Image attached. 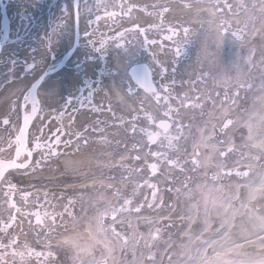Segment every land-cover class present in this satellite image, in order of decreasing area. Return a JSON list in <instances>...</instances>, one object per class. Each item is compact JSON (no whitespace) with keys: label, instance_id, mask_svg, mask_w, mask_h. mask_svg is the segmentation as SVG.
Wrapping results in <instances>:
<instances>
[{"label":"bare ground","instance_id":"obj_1","mask_svg":"<svg viewBox=\"0 0 264 264\" xmlns=\"http://www.w3.org/2000/svg\"><path fill=\"white\" fill-rule=\"evenodd\" d=\"M157 1L158 3H164L169 0H155L154 3L157 4ZM178 1H186L189 3L190 0H175L173 3L171 2L173 11H171L169 14L172 13L175 15L174 17L179 18L184 15L198 14V12H194L196 8H186V10H181V6L177 3ZM146 3L149 5L153 4L151 0H139L134 2L136 7L142 9V11L137 14L136 18V20L142 23H145L147 21L146 18L148 15L152 13V11L147 8ZM5 4V14L6 12L10 13L12 9H18L22 11L25 16L32 19L31 24L33 28H35V31L23 29L20 30L16 28L15 25L16 30L21 35H19L18 38L13 41L8 40L3 45V50L0 53V117L7 116L9 113H11V105H13L17 99L20 100L22 111H26L28 109L27 106L30 108L29 102L25 106L23 95H26L27 91L25 90L23 95L21 94V90L24 89V84L20 83V81L25 80V78L26 81H33L41 72L40 66H35L33 70L30 71L29 75L27 74V71L31 69L34 63L36 64L39 60L45 58L47 50H49L50 47L54 48L59 46L56 43H53L49 46V40L47 36L48 34L45 35L44 31L42 33L41 28L38 27V24L43 23V29L46 31V33L48 32V26L50 24L49 21H51V0H45L46 7L41 14H39V11H37L32 5V0H6ZM174 4L179 6H175ZM31 7L33 9H31ZM97 16H99L101 19L105 16V14L100 13ZM43 35L45 40L41 43L40 38ZM205 36L207 38L209 37L208 35ZM198 41L200 42L201 40ZM225 41L228 42H225L228 48L226 49L224 55V46L222 47L221 45L215 49V53L217 54V60L222 59V56H224L223 63L225 67V73H228L230 71V67L233 65L232 62H236L241 53L237 54L235 47H233L229 39ZM216 43L208 41L205 45L206 48H208L213 47V45ZM198 44H196V48H199ZM205 45L203 47H205ZM206 48H201V50L203 49L205 51ZM203 53L205 57H207V53ZM31 58H34V60H31ZM56 60L49 63L48 65L52 67ZM115 61V63H117L120 68L122 64L121 59H117ZM150 61L152 64L156 63V65H159V63L153 60V56L150 58ZM90 66L86 68V72L89 75H94V70ZM8 70L11 71V73L10 77L6 79L4 74ZM262 73H264V69L262 70ZM120 74H123V72L118 70L117 74L108 78V80H104L102 83V96L105 98H109L111 96L115 97L117 99L118 105L121 104L122 101L126 100L127 97V93L123 90L122 75ZM49 80L54 81V76H47L38 90V97L44 100L45 110L43 112L46 115L44 116L45 121L38 124L39 121L36 120V117L34 116L30 125V130L35 131L38 129L41 130L43 127L47 128V124L51 126L53 124V110L61 105L59 96L62 92L63 85L60 87L61 90H58L55 86L47 88L45 87V83H47ZM65 81L66 87H75L74 85L77 81V78L75 74L69 71L66 73ZM258 86L253 92L249 93L246 98H253L254 93L258 92ZM49 91L55 93V98L44 97L43 93ZM256 97L260 100L259 96ZM242 103L243 100H241L239 105L241 106ZM228 109L229 113L227 117L231 119V116L234 114V109L229 106ZM256 113H264V101H262L260 106L258 105L255 110L247 112L242 117H232L233 124L226 129L229 142L235 140L237 135H243L246 137V139L248 138L250 142L262 147L261 141H264V123H260L257 120L255 115ZM250 114H252V139H249L250 131L246 124V121L249 120ZM222 115L221 109H214L212 116L213 122L220 121ZM69 116L70 115L64 116V118L62 117V120L66 124L69 119L72 120V117ZM75 119L76 120L74 121L72 127L74 125L79 126L83 123H95L94 115L86 109L79 110ZM8 141L9 143H16L17 139L11 135ZM212 141L213 138L208 139V146L213 145ZM198 145L203 152L208 150V148L204 146V143L200 142ZM235 148L237 151H235L234 154L237 153L239 155L240 161L251 163L252 156L250 154H245L239 146ZM262 148L264 149V147ZM1 149L6 150V148ZM11 153L12 152H9V154H7L6 152L1 151L0 157H9L11 156ZM24 156L25 155L22 153L19 158H23ZM87 157H89L91 160L93 158L92 152H90V154L79 153L75 155V165H82L81 160L86 159ZM230 159L234 160L233 156H231ZM206 161L209 162L208 160ZM240 169L242 171H246L248 174L246 176H236L235 174L232 176H222V178L217 182H213L211 179L214 174L200 176L201 182L197 185H194V188L191 189L190 196H184V199H182L184 203L183 209L188 213V217L190 216V219L187 218L188 221L187 219L185 221L181 218L175 219L179 224L183 225L182 229L185 231L181 236H179L182 245L186 247L185 252H183L184 250L182 248V257L175 256V258L171 259L170 261H166L164 257L162 262H160L159 259H156L150 264H218L217 257L220 258L219 264H226L228 261H231L232 264H262V262H264V227L261 226V218H264V187L261 186V181L263 178L259 177L260 171L258 170L253 172V170L249 167ZM53 175V169L50 168L42 173H33L32 175L28 176V180H33L37 184L35 189L38 192L47 193L52 191L53 188H56V186L51 184L54 181L52 179ZM85 181L86 180H83V183ZM210 182H212V184ZM69 186L74 187L76 185ZM165 196L166 195H164V197ZM202 196L207 197L209 201L207 209H205L203 205ZM213 200L216 202L215 204L212 203ZM157 204H159L160 207L153 206V208L156 210H163L167 208V204L164 205L163 200ZM221 204H231L235 206V208L239 209V211L235 214L226 212L225 209L220 206ZM241 204L245 205L246 207L241 208ZM190 206L194 207H192L191 211L189 212ZM177 209H179L178 204ZM88 221L91 222L89 219ZM122 221L119 220V224H123L121 223ZM169 222L164 221L163 219L159 220V223L161 224ZM219 225L220 228L216 230ZM37 232L39 233V237L36 238V240L41 241L39 239L41 237L40 229L37 228ZM171 234L172 233L170 232H166L164 236H171ZM173 236H175L174 233ZM69 237L75 238L80 245L91 243L88 236L84 235L82 231L76 228H74L72 232L63 231L62 234H60L58 240L63 241ZM25 238L30 239L29 233ZM158 244L165 248L164 239L158 240ZM36 245L38 247L41 246L39 242ZM112 249L113 251L109 257L108 264H144L137 256L131 257L129 255V257H126L129 253L126 247L117 249V257L115 256L117 250L115 248ZM175 250L176 247L171 245L166 249L165 253L167 254L169 252H174ZM91 255L95 256L98 260L102 258V253H100V251H98L96 248L92 249ZM81 256L82 261H84L85 264H90V258L88 255L82 253ZM59 258H61V255H59Z\"/></svg>","mask_w":264,"mask_h":264},{"label":"snow or ice","instance_id":"obj_2","mask_svg":"<svg viewBox=\"0 0 264 264\" xmlns=\"http://www.w3.org/2000/svg\"><path fill=\"white\" fill-rule=\"evenodd\" d=\"M204 3L207 4V7L205 8H199L197 9L198 14L199 13H206L209 19L207 21H200L201 26L203 27L205 24H207L208 28H214L215 29V35L218 44H221L225 38L231 37L232 40L235 43H239L241 46H243L246 42V38L249 35H252L255 33V24L254 21L259 19L260 21H264V0H252L251 7L248 6V4L245 2V0H203ZM113 7H116L117 5L114 3L112 5ZM121 7L122 12L124 15H129L135 5H125L123 3H120L119 5ZM189 7L191 5H188ZM153 12L151 15H158L160 17V23H149L147 27L142 26L140 23L134 22L132 29H125L124 32H120L117 34L116 37H112L111 39H120L123 38L125 32L134 31L137 34H147L152 29H156L157 31L162 30L164 26V14L168 12V8L164 5H153ZM258 7V14L256 12V9ZM77 8V19H79L80 13H79V0H77L76 4ZM106 15L109 16H116V12H110L106 13ZM241 15L244 16V19L241 21L238 19ZM96 20L99 21L100 17L97 16ZM183 31L184 34V42L187 43L188 36L191 31V29L187 27L181 26H175L169 24L168 26V32L171 33V35H168L166 39L171 40L173 36H178L180 31ZM85 35H91L85 30ZM89 43L95 44V41L89 40ZM107 43L105 39L101 40V47L97 48V51H102L104 48V45ZM144 44H156L157 41L155 40H149L147 35H144ZM179 43V41H177ZM50 46V43H49ZM254 49L249 48L248 55L244 57V60L248 65H253L254 61L252 59ZM180 54L179 48H177L176 55ZM153 60L157 63H160V68L156 72L157 75H160L164 77L165 73L168 72V68L164 66L163 63L156 60L155 54H153ZM261 64L264 65V57H262ZM34 67V66H32ZM172 72L175 73V68L172 69ZM207 73H201L199 76H197V80H202L205 76H207ZM166 78V77H165ZM20 83L24 84V89L21 90V94L23 95L24 91H27L26 95H23V99L25 101V106L29 101L32 103L31 113L25 112L23 115V127L20 128V133L17 136V141L19 142V147L16 149V156L19 158L21 153L25 151L24 144H25V137L26 133L29 128V123L32 120L33 116L37 112L36 107V88L33 87L32 81H26L21 80ZM171 83L174 84L175 80L172 79ZM193 85L196 84V81H190ZM220 83L224 86V99L220 100V92L215 90V85L217 84V81L215 78L213 79V89L212 90H205L207 89V84L205 83V89L195 88V92L197 93L195 96H192L188 93H184L182 96L179 97H173L170 92V85L169 84H161L160 88L163 89L164 95L161 96V93L157 91L156 87L153 85L151 80V73L147 71L144 76L137 80L136 84L139 85L141 88L145 89L147 92H151L156 100L157 107H163L165 110L163 112L164 117H167V119H157L155 116L151 114H147L148 121L151 124H155L157 126V131H151L149 129L145 128H139V132L144 133V135L147 137V143L148 145H158L162 149H166L165 151H149L147 155H150L153 157L156 161H163L169 166V170L172 169H178L181 173H184L185 171H192L196 172L200 169L201 160H200V152H199V145L196 143H193L192 145V152L188 153L187 149L184 148L185 155L184 156H173L170 155V153H176L181 151L182 148V141L184 143H187V140L189 136L191 135V125H184L180 119H178L180 115V108H189L191 107L193 110L200 109L203 104H205L207 101H211L213 108L216 107V105L219 103L221 105L227 104V106L234 108L238 101L241 98V92H252L253 89L257 88V85L253 81V78L249 75L246 77H242L241 75H237L235 77V80L231 79H225L223 81H220ZM231 86V87H229ZM235 89L233 91L232 89ZM131 87H129L128 91L131 92ZM258 92H259V98L261 101H264V73H262L261 80L258 86ZM44 97L46 98H55V93L52 91L43 93ZM119 95V94H118ZM173 99H176L178 101L179 107L173 108V105L171 101ZM71 99H68L64 101L65 104H71ZM162 102V103H161ZM175 113V115H173ZM257 120L260 123H264V113H256ZM135 120L136 118L133 117ZM251 121H252V114L249 116V120L246 121L247 126L249 127L250 135L249 139H252L251 137ZM4 124L9 123V119L5 117ZM233 124V121L227 117L225 114V119L222 123V126L220 128V131L223 132L225 129H227L230 125ZM215 125H213V130L215 129ZM187 129V131H186ZM133 133L137 132V127L134 124L132 128ZM215 135L214 131L212 133ZM60 140L59 137L56 138L55 143L59 144ZM166 142V143H165ZM201 142L204 143L205 146H208V138L204 135H201ZM65 143H69L68 141H65ZM224 145L228 144L226 140H216L215 143L212 145L213 147H216L217 149V155L221 158H226L229 153L237 151V149L229 144L227 150H223L222 148H218L217 145ZM261 146L264 147V141H261ZM35 147L37 149L41 148V145L39 142L36 143ZM136 147V146H134ZM49 154L55 155V149L51 148L49 146ZM32 152L28 151V156L31 157ZM211 158V156H210ZM43 159V157H42ZM136 159H140V157H136ZM30 162V161H29ZM29 162L25 163H17L16 160H9L4 161L0 160V178L4 176V173L7 169H26L28 167ZM37 165L41 163V161L36 162ZM191 163L192 168L188 169L187 165ZM69 166H71V162H69ZM148 167L151 170V173L155 175L159 168L160 164L157 162H153L148 165ZM235 174L236 176H246L248 173L246 171H242L240 168H229L224 165L220 166V170L214 174L211 179L213 182H217L220 180L222 176H232ZM191 180V177L186 178L185 182L183 183L182 187L184 189L185 196H190L191 189L189 188V181ZM144 186L151 189V195H152V201L149 203V207H160L159 204H156V200L158 198V188L157 185L154 183H151L149 180L144 181ZM261 186L264 187V179L261 181ZM9 187L14 188V185H9ZM142 186L140 184L136 185L137 189H140ZM177 193L181 192L180 188L175 189ZM28 192H23L22 197L24 203H21L19 207H17V204L15 201H10V207L15 209L16 212H20L21 208H27V200L29 197ZM117 197H119L120 193L117 191L116 193ZM147 199V198H145ZM202 202L207 209L208 206V199L205 196H202ZM162 203V202H161ZM213 204L216 202L213 200ZM132 200L130 199H124L123 204L120 205L119 208L115 206H110L108 208H105L104 210L100 211L98 210L97 215L94 218V222H89L85 215H81L78 219L73 216L72 212L65 207L64 213H67L69 217L72 218V222L74 225L81 226L83 228V234L87 235L89 240L91 241L90 244L86 245H80L75 238H66L63 241L58 242V247H63L67 245L71 250L75 252V255H73L72 259L75 262L76 260L82 261L81 254L88 255L90 258V264H108L109 257L111 256V245L110 241L115 238L117 240L123 241L125 244L129 242L130 239H132V236L128 235L127 233L118 232L116 228L113 226L117 222V213L118 212H130ZM225 209L226 212H231L235 214L239 211V209L235 208V206L231 204L227 205H220ZM143 207V205L138 206L135 211L139 212L140 208ZM172 207V206H169ZM194 206L189 207V212L191 211V208ZM246 207L245 205L241 204V208ZM64 213H61L60 215L63 216ZM26 215H31L27 212H25ZM35 219L37 224H45L50 230L53 229V226L56 223V215L55 214H49L47 211L43 213V217L48 218L47 220L42 218L41 212L36 211L34 213ZM111 216L112 218V225H109L107 228L105 227V218ZM183 218V217H182ZM190 219V216L188 217ZM16 217L15 215H11L9 217L8 222H2L0 221V231H3L5 233H8L9 229L12 227L13 223L15 222ZM151 222V221H150ZM123 223V221L121 222ZM261 226L264 227V218H261ZM160 229L156 228L153 233H151L152 239H157L159 237ZM18 243L17 238L13 237L10 238L8 243L5 244L3 242H0V249L3 251H0V264H16L15 258L19 256L21 258V264H24L25 257L35 255L37 258L40 256H45L46 258L52 257L53 252L48 251L46 253L42 252H35L34 249L27 248V245H25V252H18L16 250V244ZM48 247L51 248V244H48ZM94 247H99L101 249L102 258L100 260L96 259L95 256L91 255L92 249ZM11 249V251H9ZM11 256L13 257L12 260H8L7 257ZM151 258V257H150ZM218 264L220 262V258L217 257ZM226 264H232L231 261L226 262ZM264 264V262H262Z\"/></svg>","mask_w":264,"mask_h":264},{"label":"rangeland","instance_id":"obj_3","mask_svg":"<svg viewBox=\"0 0 264 264\" xmlns=\"http://www.w3.org/2000/svg\"><path fill=\"white\" fill-rule=\"evenodd\" d=\"M89 1L90 0H83V2L81 3L80 13H81V18H82V21H83L82 23H83V28L84 29H83V34H82V39L83 40L81 41V50H80V54L78 56L77 61L81 60L83 54L88 55L87 50L84 48V47L88 46L85 43L86 39L88 38V36L85 35V30L87 32L96 31V33H98V32H101V33L102 32H107V30H111L113 32V31L118 30L120 27H122L123 24L126 21H129V23L134 22L135 14L140 12L139 10H136V9L133 8L129 15H124V13L121 10V11L117 12V16L114 19V22H108V20H107V21H105V23H103V22H92L91 23L89 21V18H88V16H89L88 14L89 13L87 12V6L89 4ZM112 1H116L117 4L123 3V4L127 5L128 2H134L136 0H112ZM174 1L175 0H169V1H167V3L166 2L165 3H161V4L158 3L157 5H166V4H168V2H172L173 3ZM230 2H231V0H230ZM245 2L248 4L249 7H251L252 0H245ZM32 3L35 5L36 9H41L42 8V3L39 0H33ZM177 3L181 6V10L182 9H186V8L194 9L197 5H199L200 7H201V5H204L203 0H193V1L190 0L189 3H187L186 1H178ZM92 5H94L93 4V0L91 2V7L90 8L94 7ZM174 5L175 6H179L177 4H174ZM188 5H191V6L189 7ZM149 7L151 9L153 8L151 5H149ZM113 8L116 9L117 6L113 7ZM66 9H67V11L63 12V14L68 19H70V14H69V11H68V9H69L68 4H67V8ZM171 10H172L171 8H168V13ZM194 12H197V10H194ZM256 12L258 14V7L256 9ZM21 13H23V12L19 11L17 9L12 12L11 19H9V21H8V28L7 29H6V26H5V22H3V20H0V27H1L0 28V40L6 41L7 39L14 40V39L18 38V36L20 34L16 30V28H19L20 30H22V29H25V30L27 29L28 30L30 28H31L30 30H34L35 29V28L32 27L31 24H29V26L25 25L26 22L22 20V18L24 19L25 16L22 15ZM57 13H58V9H57ZM168 13L164 14L165 15L164 18H167L168 21H164V26H163L162 30L157 31L155 29H152V30H150V32L153 31L154 34L156 33V36L158 38L164 39L163 36H161V33H165V31H168L169 24L175 25V26H181L182 25V27H187V28L191 29V31H190L189 36H188V41L189 42H187V43L184 42L185 38H184V34H183V31H182V28H181V31H180L178 36L174 35L171 40H167L168 43H170L173 46H177V48H179V50L181 51V53H180V59L181 60L179 62H181V61L184 62L182 65H180L181 63H178V62L175 63L176 62V57H173V60L175 62L174 61L171 62L170 57L166 56V55L164 56V54H162L163 52H160V54L157 55V57H158V59H160L161 63H163L164 66L168 68V72L165 73L164 77L159 75L158 78H157L158 91L162 94L161 96H163L164 95V91H163V89L160 88V85L161 84H169L170 85V89L169 90H170V92H171L173 97L182 96L184 94V92H182V90L184 91V89L187 88V87H188V89H187L188 92L185 91V93H188V94H190L192 96H195L197 94L195 92V88L205 89V83L207 84V89H205V90H209V91L212 90L213 87H214L213 79L215 78V80L218 82L219 75H221L222 72L225 70L224 66L216 67L211 72H208L207 73L208 75L205 76L202 79L203 80V82L201 84L202 87H198L197 86V87L194 88V86H193L192 89H189V86H187L186 83L183 84L181 81H180L181 83H178V81H177V79L181 75V73L179 71V68L182 67V66L185 68L186 65L188 66V68H190V66L192 67V64L190 63L189 58H191L194 54L196 56V60H199L203 64L204 61L200 57V53L198 51V48H196V44L197 43L195 41L196 40H200V38L201 39L206 38V36H204V35H208L209 36V40L210 39H211V41L213 40L212 37L214 36L215 29L214 30L209 29L207 24H205L202 27L201 23H200V21H202V20L203 21H207L209 19V17L207 16L206 13H199V14H193V15H184L181 18H179V17H174L175 16L174 14H168ZM188 17L189 18H195L194 22H191L190 21L191 19H189ZM148 18H149V16H148ZM242 18L244 19L243 15L238 17V19H240L241 21L243 20ZM175 19H179V21L175 22ZM28 22L31 23V20H28ZM157 22H158V24L160 23L159 20H157ZM194 24H198V25H196L194 27L193 26ZM254 24H255L256 31H255L254 34L248 36V38L252 37V39H250V41H246L247 44L245 46H243L241 48H239V47L236 48V51L238 53H239V51L240 52L242 51V54L240 55L241 56L240 58L242 59V62L244 60V57L248 55L249 48H253L254 52H253V55H252V59L254 61V64L252 65L251 69L249 70V72L247 74L246 71H244V69L245 68H247V69L250 68L249 67L250 65H248L246 63L245 66L243 68H241L240 61L239 62L233 61L232 62L233 65L230 67V71L223 76L222 81L225 80V79H231L234 82L235 77L237 75H241L242 77H246V76L250 75L253 78V81L255 82V84L259 85L260 80H261V76H262L261 72L264 69V65L261 64L262 57H264V21H260L259 19H257V20L254 21ZM15 25H16V28H15ZM38 27L41 28V23L38 24ZM144 27H147V26L144 25ZM132 28H133V25H131L130 29H132ZM61 30H63V32L61 33V37L58 38L59 40L51 39V42L60 43L61 47H54V49H53L54 53L57 54V55L65 48L64 47V46H66V45H64L65 42H66L65 40L66 39L68 40L69 36L71 35V33L68 31V25L66 23L61 24ZM129 32L132 34V36L128 37V35H126V37L128 38L127 40H129L130 42L128 44H126V48L124 49V52L123 51L120 52L119 57L120 58L124 57L128 64H132L134 62L141 61V60L146 59L147 57H150L151 54H149L148 49H147L149 44H144L143 43L144 38L141 37V34H137L134 31H129ZM49 33H51L50 30H49ZM3 35H5L4 38H3ZM163 41H165V40H163ZM177 41H179V43H177ZM193 43H195V44H193ZM4 44H5L4 42L0 43V51L3 48ZM111 45L115 46L116 43L113 42ZM89 46H92V45L89 44ZM62 47H64V48H62ZM217 47H219L218 43L213 46L214 49H216ZM55 48H57V49H55ZM242 48H243V50H242ZM173 51H175V50H173ZM110 52H116V51L115 50H111ZM224 53H225V50L223 49V55H224ZM50 59L51 58H50V55L48 53L47 57L45 59H43L42 61L38 62L39 66L44 65L45 63H49ZM107 59H109V62H110V58L107 57ZM215 59H216V56L214 58V61H211V63H210L211 67H212V64H214ZM221 61H222V59H221ZM106 66H107L106 73H108V72L113 70V67H109V63H106ZM172 67L175 68V73L172 72V69H173ZM157 69L159 70V68H157ZM6 78H8V74H7ZM172 79L175 80L174 84L171 83ZM220 81H221V78H220ZM124 86H125V88H128V86L129 87L132 86V88H134V91H135L134 93L137 95V97L135 95V97L133 96L132 99L134 101H136V102H138L137 100H139V102L136 103V104L134 102L133 105H134V108H137V107L138 108H137L136 112H133L130 108H128L126 106V104H122L124 106V115H120V117H119L120 121L122 120V130L120 128H117V126L114 123H112V122L115 121V117L113 119H109L110 121L108 120V123H109V130H108L109 136L108 137L110 139V138H113V137H116V136L118 137V135H119V137H120L119 145H122L121 141H122L123 138H124L123 140L126 141V143L124 145V148L126 150L125 154H127L128 158L126 160L123 159L121 161H123L127 165V164H129L130 157H134L135 160H133V162H135V164L132 165V167H134V169L137 167L138 163H140L139 166H141V167L143 166L144 169L146 168V171H149V169L147 168V165H149L150 162L156 161L153 157H151L150 155H147L149 153V151H164V150H160V147L158 145H148L149 148L147 149V151L144 150V149H141V147L146 145L147 141L146 140L144 141L142 139V137H140L139 128H147V127L152 128V127H154V124H151L148 121L147 114H151V115L155 116L157 119H159L160 116L163 115V112H161V110L163 108L161 107L160 108L161 110H160L158 107L155 106L156 102H153L154 100H153V98H151V96H149L147 94H144V93L142 94L141 92H139L138 88L135 87V85L132 83V80L130 78L124 79ZM229 87H231V86H229ZM215 90L221 92V91L224 90V86L222 85V86L218 87L217 85H215ZM232 90L235 91L234 88ZM248 94H249V92H241V94H240L241 95L240 99H243V101H244L243 105L241 106L242 110L247 108L248 104H250V102L253 100V98L245 99V97ZM255 94L257 95V94H259V92L255 93ZM140 95H141V97H140ZM151 99L153 101H151ZM111 103L115 104L114 102H111ZM171 103H172L174 108L179 107L178 101L176 99H173L171 101ZM258 104H259V102H256V103H254V106L256 107ZM156 105H157V103H156ZM18 108H19V106H18ZM202 111H203L202 107L200 109H195L194 118L197 119L199 117L198 113H201ZM188 113L189 112L186 111L185 108H180V115H179L178 119H180L181 122L184 125H191L190 123H188V119H184V118L182 119V116H181L183 114L186 115ZM235 114L237 116L240 115V113L238 111H236ZM173 115H175V113H173ZM133 117H135L136 119L134 120ZM39 119H40V117H39ZM128 120L130 121L129 123H127ZM123 121H124V126H123ZM18 123H19V116H17V112H15L14 116H9V123L8 124H4V123L0 124V137L3 138L8 133L11 134L12 130H14V128L18 125ZM134 124L137 127V132H135V133H133V131H132V127H133ZM54 125H55V121L53 119V125L52 126L48 125L47 129H44L45 127H43V133L46 136L40 137L39 135H37V134H39L38 130L31 131V135H30V144L31 145H32V142L33 143L34 142H39L40 145H41V148L46 149V151H47L46 154H44L43 152L42 153L45 156V158L51 159V163L50 164H52V160L54 159L53 155L52 156L49 155V146H51V148H54L53 134H52ZM95 127H97V125ZM186 131H187V129H186ZM195 131L196 130L191 125V135L189 136V138L187 140V143H184L183 141L181 142L182 145L185 148H189L188 147L189 140L194 135ZM46 137H47L46 140H43V141L40 140V138L44 139ZM218 137L222 141V139H223L222 138L223 137L222 133H220L218 135ZM131 138H132L133 147L131 149H129V144H130V139ZM242 138H243L242 135L241 136L240 135L236 136L237 140H242ZM44 142H46L47 146H43ZM134 146H136V147H134ZM32 147H33V145H32ZM187 152L189 153V151H187ZM230 154L235 155L234 152L229 153L228 156H227L228 159L230 158ZM257 154H258V156L262 155L260 153H257ZM136 157H140V159H136ZM217 157H219L217 154L215 156H211V158L209 157L210 163L212 164L213 160L216 159ZM227 157L223 159V162H226ZM263 159H264V157L261 158V160H263ZM121 161H119V162H121ZM123 162H122L121 166H123ZM156 162L160 164V167L162 166V169H160L158 171V173L160 175H163L166 172L165 175L169 177V180H170V183H171L170 188L161 187V184L164 185V183L169 185V181L168 180L165 181V179L162 176H159V175L155 174V176H153V177L155 179H157L156 185H157V188L159 190L158 194H160L161 191H163V189H164L165 192L168 191L167 195L170 198V196H172L173 193L174 194L177 193L175 191V189H177V188H181L182 189L181 190L182 193H184L183 187H180V186L177 185L178 182H180L182 178L179 177L177 180L174 181V178H176V176L178 174V170L177 171H172V170L170 171L169 170V166L165 162H160V161H156ZM227 162L230 163L229 161H227ZM109 164H111V165H108V167L104 166V169H105L104 171H106L107 168H108L109 169V173L114 174L115 177L119 176L122 173V170H121V168H119L120 166H118V164H116V165H112L113 163H109ZM164 167L166 169H164ZM187 167H188V169H190L191 168V163H189L187 165ZM112 169H113V172L111 171ZM139 171L141 172L142 170H139ZM192 173H194V172H192ZM192 173H191V177L193 175H195V176L197 175L196 174L197 172L195 174H193V175H192ZM261 176H262V178H264V172L262 173ZM146 177H149V176H146ZM153 181H154V179L150 180L151 183H153ZM123 184H124V182L121 181V184L118 185V191L120 193L119 196H121V197L126 194L125 193L126 191L124 192V185ZM146 191H147V194L149 193L148 195H151V192H152L151 189L146 187ZM116 200H117V201H115L116 202L115 203L116 207L119 208L120 205H121V202H119L120 199L116 198ZM138 203L140 204V202H138ZM138 203H132V204H133V206L134 205L137 206ZM142 205H143V207H141V210L144 208L145 203L142 202ZM130 213H131L130 215H128V214L126 215V213L125 214L123 213L120 216H117V221L118 220H123V223H127V224L118 225V223H115L113 226L116 228V230L118 232L127 233L128 235L132 236V239H130L129 242L127 244H125V246H127V250L129 251V253H131L130 248L131 247L133 248V243H134V241H136V243L139 246V249H138L139 254L142 255L147 250V253L149 254L148 259L154 261L156 259V257L158 256V252H159V250L161 248V246L158 245V240H160L162 238V235L164 234L166 229H170V228H173L174 226H176V222H173L170 225L166 224L165 226H163V228L161 226L156 227V228L160 229L159 237L157 239H151V243L149 245H147V241L149 240V237H150V234H151V231L149 232V227L151 226L152 222L140 219L138 217V215L135 214V212L133 210H131ZM143 214L151 215L149 212H146V213H143ZM173 216H178V214H173ZM108 220H109V222L111 224H108L107 226H105L106 228L109 225H112L111 216H108ZM47 233L49 235H52L53 230L49 229ZM136 234L138 235L137 237H136ZM168 242H170V241H168ZM123 243H124L123 241L113 238L110 241L111 252L113 251L112 248L117 249L118 247H121ZM46 248H48V247H46ZM98 251H100V253H101V249H98ZM56 253L57 254L54 255L56 261H58L57 255H59V253L62 256V258L60 259V264H71L73 262L72 255L69 254V251L66 252L65 248L64 249L63 248H60V249L58 248L56 250ZM134 253L135 252L132 250V254H134ZM115 255L117 256L116 253H115ZM53 262H54V257L46 258V263L47 264H53Z\"/></svg>","mask_w":264,"mask_h":264},{"label":"water","instance_id":"obj_4","mask_svg":"<svg viewBox=\"0 0 264 264\" xmlns=\"http://www.w3.org/2000/svg\"><path fill=\"white\" fill-rule=\"evenodd\" d=\"M77 0H75V2H76ZM75 19H76V17H75ZM77 38V33H75V39ZM71 52V50L68 52V53H70ZM43 74L44 73H42L38 78H37V80L33 83V87L34 88H37V86H38V84L40 83V81H41V79L43 78ZM5 161V160H4ZM9 161V160H8Z\"/></svg>","mask_w":264,"mask_h":264},{"label":"flooded vegetation","instance_id":"obj_5","mask_svg":"<svg viewBox=\"0 0 264 264\" xmlns=\"http://www.w3.org/2000/svg\"><path fill=\"white\" fill-rule=\"evenodd\" d=\"M1 187H2V186H1ZM2 188H3V187H2ZM20 199H21V202L24 203L22 197H20ZM16 200H17V199H16ZM0 204L2 205L0 210H1V211H4V205H3V204H4V201L2 200V201L0 202Z\"/></svg>","mask_w":264,"mask_h":264}]
</instances>
